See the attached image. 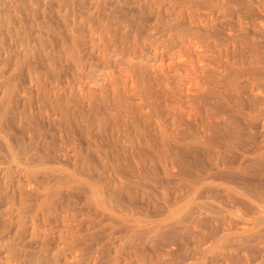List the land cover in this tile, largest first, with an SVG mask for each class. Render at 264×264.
<instances>
[{
    "label": "bare ground",
    "instance_id": "6f19581e",
    "mask_svg": "<svg viewBox=\"0 0 264 264\" xmlns=\"http://www.w3.org/2000/svg\"><path fill=\"white\" fill-rule=\"evenodd\" d=\"M93 5L95 7L96 4ZM143 5L154 15V23L151 27L148 26L149 30L144 31L143 38L148 40L155 32L159 34L157 38L160 36L158 41L162 38L160 42L156 40L159 44L152 47V56H145L146 53L144 55L133 41L134 45L130 44L127 56L121 59L125 60L124 69H120L122 62L118 64V70H121L124 78L120 74L121 79L118 74L115 77L122 81L117 79V82L108 70L109 72H105L109 75L103 76L101 72L102 76L95 75V81L90 75V85L84 86L81 81L75 87L83 90L82 94L91 97H95L96 90L99 89L100 99L96 98L109 109L108 115L104 111L105 114L102 112L100 114L103 115L96 118L99 137L106 145L111 144L101 131L112 118L109 127L112 134L122 136L118 135L116 138L120 143L117 149L124 156L128 152L133 165L126 163L121 166L116 161V165L110 162V168H106L104 161L103 166H96V169L92 166L96 170L93 174L89 165L84 166L85 170L79 169L77 164L74 165L75 161L70 167L47 161L44 150H39V144L33 141V137L28 136L30 146H25L19 137L11 138L13 133L5 124V117L13 112L10 101L12 87L0 97V155L2 150L7 155L6 160L3 155L6 163L0 165V264H82L79 262L84 259V254L87 255L84 264H95L100 257L105 260L104 249L101 250L103 245L114 251L106 256L105 263L119 264L122 256L119 255L120 250L126 247V242H132V237L140 235L144 239L143 245L146 242L152 245L166 231H172L173 238L192 242L193 251L185 264L215 263L217 259L228 263L234 257L239 260L238 264H262L264 180L259 175L263 185L258 186V182L254 186V183L249 185L251 181L242 182V179L237 181L232 178H239L242 174L250 177L260 171L264 172V145H259L260 141L256 143V140L249 144V139L254 140L250 132L249 136L239 132L243 125L250 130L255 128L264 131V0H144ZM8 18L3 15V22L8 24ZM121 23L123 26L124 23ZM100 25L108 26L106 21L100 22ZM135 25V30L131 29L133 39L138 37L139 27H142L140 23L139 26ZM124 26L126 27L125 24ZM125 37L126 34L118 39L123 40ZM151 40L147 43H152ZM105 41L106 39L104 43ZM108 44L112 45V42ZM73 47L74 45L67 50L70 56L74 55ZM112 69L111 72L114 71ZM104 84L106 87L107 84L110 85L108 87L113 94L110 95L111 100L106 96L110 89L104 87L107 90L105 93ZM111 91H108V95ZM80 93L71 96L78 98ZM71 104L74 107L75 104ZM92 105V108L87 107L90 112L95 109ZM63 106L59 102L58 107L65 111V115L62 113L66 116V112L73 107L68 110L67 105L66 111V104ZM96 109L95 111L98 110ZM88 112L87 116L83 112L81 114L87 118ZM92 113L93 111L90 114L92 119L98 116ZM239 116L242 121L237 119ZM92 119L90 118L91 121ZM82 122L84 123L80 126L85 139H89L92 135L89 130L91 122ZM69 125L71 128L70 122ZM151 126L154 129L153 138V132L149 136ZM106 128L107 126L105 130ZM71 129L70 131L74 130ZM133 132L146 136L142 141L148 147V153L144 154L134 147L138 137L134 138L137 140L135 142ZM74 139H70L72 150L78 154L80 151L77 150ZM245 143L250 147H245ZM116 144L115 141L111 145L115 148ZM94 147L95 144L93 149ZM103 152L100 153V159L108 160L109 158L102 159L108 156L106 149ZM129 157L126 155L123 159ZM152 159L159 163L160 172L155 168L159 178L152 175L156 172L153 164L144 165V160ZM122 162L124 163L123 160ZM190 162L196 164L197 171L189 170L192 165ZM255 165L260 170L255 171ZM169 179H176L178 185L174 180L173 184L169 181L170 184L175 183L174 187L180 191L183 187L185 193L182 194V205L167 208L165 212L162 206H166V199L162 189ZM156 183L162 188L158 191L162 195L160 194L161 200L156 209L152 211L148 208V201V207L133 204L137 195L145 201L150 194L148 186L156 187ZM121 232L126 234V242L120 236ZM164 250L160 257L168 254ZM135 253L133 256L137 257ZM153 262L151 264H155Z\"/></svg>",
    "mask_w": 264,
    "mask_h": 264
},
{
    "label": "rangeland",
    "instance_id": "374dc122",
    "mask_svg": "<svg viewBox=\"0 0 264 264\" xmlns=\"http://www.w3.org/2000/svg\"><path fill=\"white\" fill-rule=\"evenodd\" d=\"M140 1L144 4V0L143 1L140 0ZM64 2H65V4H64ZM67 2H68V5H67ZM141 2H139V0H135V1L134 0L133 1L132 0H0V97L4 93H6L7 91L11 90V89H9V87L10 88L12 87L13 93H10V95H11L10 101H11V106L13 107V110H12L13 112H11V113L9 112L7 114V116L5 117V120H6L5 124L10 127V129L13 133V134L11 133L12 134L11 138H18L19 137L20 139H22V142L24 143L25 146H27V145L30 146V144H29L30 143L29 142L30 137H28V136H31V137H33V141L35 140L38 142L39 150H41V151L44 150V152H45L44 155H46L45 157L48 159L47 161L52 162L56 165L69 166V167L71 165H73V161H75L74 165L77 164L76 167L79 169L83 168L85 170L84 166L89 165V167H90L89 170L91 169L90 172L93 170V174H95V172H96V170H95L96 166L97 167L103 166L104 161H105L104 165H106L105 166L106 168H108V167L110 168V166H111L110 162H111V164L114 165L116 163V161H117V164H119V165L122 164L121 166H123V164L125 165L126 163L133 165V161L128 155L129 153L127 152V154H126L127 157H129V158H127L128 160L127 159L124 160L123 158H125L126 155L125 156L122 155L121 152L118 151V149H117L120 147L119 146L120 143L117 141L118 139H116V138H118V135L120 136L121 134L116 135V133H114V132H113L114 134H112V131L109 128L111 125V122H112V118L108 117V119L110 118L111 120L109 119L110 122L108 121V124L105 125V127L107 126L106 130L104 127V129H102L103 132L101 131V133H102V135L106 134L104 137L106 139L108 138L107 140L110 141L109 143L112 144L113 142L116 141V143H117L115 145L116 147L114 148L111 144L106 145L104 143V141L101 140L102 138L100 139V137H99L98 130L96 127V125H97V119L96 118H98L100 115H103L100 113H102V112L104 113V111L106 113V114L105 113L104 114L108 115L107 114L108 108H105V105H102V103L99 102V99H100V96L98 95L99 89L97 88V90H96L97 91L96 96L91 97V96H87V94H84V93L82 94L83 90L81 91L75 87H77V85H79V83H81V81L84 83V86L85 85L88 86L91 84L90 82L93 79L95 81V78L100 77L99 75L102 76V74H104L103 76H105V75H109V73H111L110 74L111 77H113V76L115 77L117 74H118V76H119V74L121 76L122 75L121 70H123L124 69L123 67L125 66V63L123 62L125 60H121V59H123L124 56L125 57L127 56V51H128V49H130V44H131V46L134 45L133 41L136 42V44L138 45V48L140 47V50H142L143 53L144 52L146 53V55L144 53L145 56H148L149 54L150 55L153 54V48L152 47H154V44L156 45L158 38H160V36L157 38V36L159 35L157 32L152 33V35L150 34L151 35L149 37L150 40L154 34V37H152V40L155 39L154 40L155 42L151 40V42L153 44L147 43L150 40L143 38V34L145 33L144 31L147 29L149 30V28L154 23V21L152 19L154 15H153V12L147 11L149 9L146 8L145 7L146 5H143ZM93 4H96L99 9L96 8V5H95V7H93L94 6ZM137 6H138V8H137ZM141 7H144V8H141ZM138 14H140V15H138ZM3 15H4V17L5 16L9 17L8 18V22H9L8 24L6 22L5 23L3 22ZM150 17L152 20L150 19ZM100 18H101V20H100ZM123 18L125 19V21H123ZM99 21L101 23L103 21L105 23V21H106L108 26L107 27L102 26L103 28L100 27L101 25H100ZM121 21H122V23H124L126 25V27L127 26L128 27L126 28L124 26V24L121 23ZM151 21H153V22H151ZM120 23L124 27L121 26ZM130 23H131V25H130ZM139 23L142 24V25H140L142 27H139L140 30L138 32V37L136 36L135 37L136 40H135V38L134 39L132 38V37H134L133 31L135 30L134 28L136 27L135 24H138L137 26H139ZM116 26H117V28H116ZM148 26H150V27H148ZM132 28H133V31L131 30ZM110 29L112 30L111 33H110V31H111ZM118 29H122L126 33L121 32L122 30L119 31ZM106 33H107V35H106ZM112 33H114V35ZM127 33L128 34L130 33V34L128 35ZM125 34H126V37L123 40H120V39H122V35H125ZM90 35L91 36L94 35V36L91 37ZM109 35H111V36H109ZM130 35H132V36H130ZM155 35H156V37H155ZM100 38H102V39H100ZM118 38H120V39H118ZM137 38H139V40H137ZM105 39H106V41L104 43ZM161 39L158 42H160ZM97 40H101V41L99 42ZM95 41H97V42H95ZM107 41H108V43L112 42V45L114 48L111 47L112 45L108 44ZM141 41H143V42H141ZM262 42H264V40ZM106 43H107V45H106ZM142 43L144 45V48L142 47L143 46ZM97 44H100V45L102 44L103 46L101 45L102 46L101 47ZM125 44H126V46H125ZM146 44H147V46L145 47ZM157 44H159V43H157ZM73 45L76 48V51H75V48L73 47L74 51H72V54L74 52V55L70 56V54L67 52V50L69 47H71ZM109 45H111V46H109ZM109 47H110V49H109ZM106 48H107V51H106ZM102 51H103V54L101 53ZM151 51H152V53H150ZM113 53L116 54V55L115 54L114 55L117 56L118 59L113 55ZM110 54H112V55H110ZM124 59H126V58H124ZM104 60H106L107 64L110 65V68H109V65L106 66V63ZM119 62L123 63V65H122V63H121V66L119 65L122 68H120L118 66ZM79 63H80V65H79ZM116 65H117V67H116ZM89 68H90V70H89ZM111 68H113L112 70H114V71H112V72H114V73L111 72ZM119 68L121 70H118ZM115 69L117 70V72ZM102 71H104V72L108 71L109 73H106V72L103 73ZM118 71L121 73H119ZM85 73H86V75H85ZM88 73H90V74H88ZM90 75L94 77V78H92V80L90 78L91 77ZM95 75H97V77ZM118 78L115 77L114 79L117 81ZM122 78H124V76ZM119 79H121V77ZM120 81H122V80H119V82ZM76 82H78V84ZM87 82H89V83H87ZM6 85H7L8 90L6 88ZM104 85H103V88L106 87V84H104ZM108 86L110 87V85L107 84V87H106L107 90L110 89ZM85 88H87V87H85ZM14 89H16V90L14 91ZM92 89H93V87H92ZM107 90H105V88H104V92ZM73 91L76 92V93L74 92L76 94V96L81 91L80 95H78V98L80 99V101L76 96H75V98H77L78 101L73 96V98L76 100L77 103L74 102V99L71 96V95H75L74 93H72ZM108 91L110 92L111 89ZM108 91H107V93L106 92L105 93L107 94L106 96L109 97V99H110V95H113V94L111 91V93L108 95V93H109ZM80 96H82V97L80 98ZM83 96H85L84 97L85 99L83 98ZM86 96H87V99H86ZM68 97H71L72 100H71V98L68 99ZM96 97H99V99H97ZM88 98H90V99H88ZM92 98L94 99V101L98 100L97 103L94 102ZM133 99L136 100L135 97H133ZM67 100H70V101H67ZM81 100H84V101H81ZM57 101L61 102L64 105L63 107H65V104H66V107L64 109L67 108V105H68V110L70 108H72L73 106L71 103H73V105L75 104L76 106L74 105V107L71 110H69L70 112L66 109V111H68V113L66 112V116H64L65 111L63 112V110H61V108L58 107L59 102L57 103ZM82 102H84V103H82ZM89 102H91V103H89ZM90 104L91 105L93 104L92 106L95 107V109L96 108L98 109V110L96 109L97 111H95L94 108L91 110V112L93 111L92 115H94V113H96V115H98L97 117L94 115L95 119L94 118L92 119L93 116H90L91 112H90V109H88V108H92V107H90L91 106ZM99 104H101V105H99ZM69 105H70V107H69ZM78 105L81 107H79ZM95 105H97V106L99 105L98 106L99 108ZM52 107H54L55 109L53 108V110H52L51 109ZM82 108H84V109H82ZM14 109H15V111H14ZM58 109H60V111ZM79 110L81 111V113L83 112V114H86V116H87L86 112L89 111L88 117H87L88 119L86 118V116L79 113L78 112ZM84 110H85V112H84ZM62 112L64 113V115ZM67 114H68L69 118L67 117ZM83 117H85V119ZM81 118H82V121L87 120V121L91 122L90 123L91 125L88 122L90 134H92L89 139H85L86 136L84 135V132L81 129L82 126H80V125H83V123H84L81 121ZM90 118L92 119V121L90 120ZM67 119L68 120L70 119V120L67 121ZM237 119H239V121H242L240 116L237 117ZM71 121H73V122H71ZM67 122H68V124H67ZM69 122L71 124V128L74 129L73 131H70L72 129L70 128ZM66 124H67V126H65ZM92 124H94V126ZM65 128H66V130H65ZM247 128L248 127L243 125L240 127V129H242V131L239 129L240 130L239 132H241V133L243 132L242 133L243 135L249 136V132H250L251 137L253 136L252 139H254V140L252 141L251 139L248 138L250 143H249V141H247L248 139L246 140V143L251 144L256 140L255 141L256 143H258L257 141H260L258 143L259 145L260 144L264 145L263 144L264 138L263 139L261 138V136L264 135V131H260V130L255 129V128H251V130H250L249 128L248 129ZM243 129H245V131ZM150 130L151 131L149 132V136L153 132V134L151 135V137H152V136H154L153 126H151ZM254 130H256V131H254ZM38 131H40V135L42 134L41 136L39 135ZM68 132H69V134L71 133L72 135L70 134L71 135L70 136L68 134ZM255 133H257V136H255L256 135ZM258 133H260V134H258ZM110 134H111V136H110ZM133 134L134 135L132 138L137 139V137H138L137 140L139 141L138 142L137 140L134 139L135 142L137 141L136 143H138V145H137L134 142L135 144L134 143L133 144L136 145L134 147H136L137 149L142 151L144 154L146 152L148 153L149 152L148 147H146L144 145V141H142V139L144 140L143 137H146V136H142V135L140 136V134H138L139 135L138 136L134 132H133ZM38 135H39V137H38ZM114 135H115V137H114ZM135 135H136V137H135ZM259 135H261V136H259ZM120 137H122V136H120ZM71 138H73V139L75 138L74 139V143L76 142L75 146L77 147V150L80 151V152H78V154H76L72 150V143L70 141ZM91 138L93 140L94 139L95 140L93 141ZM111 138L112 139L114 138V139L111 141ZM140 138H141V140H140ZM259 138L263 140L262 143H261L262 140H260ZM120 139H123V138H120ZM148 139H149V137H148ZM62 140H63V142H62ZM45 141L47 144L45 143ZM93 144H95L94 149L98 148L97 150L93 149ZM98 144H100V145H98ZM249 144L248 145L246 144L245 147L246 146L250 147ZM70 145H71V147H70ZM101 146L103 148H101ZM110 146L112 147L111 149H110ZM64 147H66V148H64ZM69 147L71 150L69 149ZM104 147L106 149V152H105ZM42 148H45V149H42ZM114 149L117 150L116 151L117 153L114 152L115 151ZM63 150H65V151H63ZM108 150H110V151H108ZM29 151H31V150H29ZM50 151L55 152V153H51ZM101 151H104L108 155L107 158H102V159H108L109 158L108 160H111V161L101 160L100 159ZM199 154H200V152H199ZM3 155H5V157ZM74 155H77V156L75 157ZM3 157L6 160L7 155H6L5 150H2V153L0 155V165H4L6 163L4 161ZM115 157H116V159H119V160H116ZM122 160L124 161V163L122 162ZM106 162H107V164H106ZM143 162L145 163L144 165H146V166H148L149 164L150 165L153 164V166H155L154 170L156 172H154L152 175L154 177H157V178L160 177V175H157V174H159L158 171L160 170V166H158L159 163L157 161L152 159V160H144ZM79 164H80V166H79ZM190 164H192L194 166H192V165L189 166V170L192 171L194 169L197 171V169L195 168L196 164L191 163V162H190ZM141 165H142V163H141ZM92 166L93 167L95 166V169L92 168ZM258 166H260V165L258 164ZM258 166L254 167L255 171L260 170V169H256ZM155 168L157 170L159 168V170L157 171ZM263 170H264V168L262 169V171ZM107 171H111V170L108 169ZM112 172L113 171H111V174H113ZM260 172L254 174L253 176H250V177H249V175L242 174V175H239L240 176L239 178L233 177L232 179L237 180V181H240L242 179L241 180L242 182H243V180L244 181L248 180V182L249 181L252 182V183L250 182L249 185L254 183L253 184L254 186H256L259 182L258 186H262L263 185L262 182L264 180V176H263L264 172L263 173H260ZM259 175H260V178H262L263 180L262 179H261V181L259 180L260 179ZM246 176H248V178ZM0 177L2 178L1 173H0ZM39 177H41V176H39ZM244 178H246V180ZM172 180H174V182L177 183V181H175L176 179H172ZM172 180L169 179L168 183L164 184L165 187L163 185V189L160 188V186L158 187L157 183H156V187H154L155 185H151L152 187L148 186V190H150L151 195L149 194L148 197L149 196L150 197L149 198L146 197L147 199L145 198L146 202L144 201V199L142 200V197L137 195V197L135 196V198H134L133 204L136 206L138 204L140 206L146 205L147 207L149 205L148 208H151L153 211L154 209L157 208L156 206L158 205L159 201L161 200L160 197L162 194L159 192L161 191L160 189H162V192H164V197L166 199V206H162L163 211L166 212L167 208H175V207L182 205V203L184 201V198H183L184 196L182 194L185 193V189L183 187H181V191H180V189H177V187H174L175 183H174V185H171V184H173ZM254 180H256L257 182L255 183ZM169 181L171 182V184ZM176 185H178V183ZM263 187H264V185H263ZM151 188H152V190H151ZM158 188H159V190H158ZM152 191H154V192H152ZM155 192H156V195H155ZM153 193L155 196L152 195ZM132 194H134V192H132ZM151 197H152V199H151ZM150 199L153 201V203ZM147 201L149 203L148 205H147ZM139 202H141L142 204H140ZM152 204L154 205V207ZM98 231L101 232L102 230H98ZM171 234H172V231H166L165 234L157 237L156 240H154L153 243H151L152 245H149V243H147V242L145 243V245H143L144 239L142 238V236L135 235L134 237H132V239H131L132 242H130L131 243L130 244L129 242L127 243L125 241V238H126L125 235L126 234L121 232L120 236L124 237L122 239L124 240V242H126V245H124L126 247H123L120 250L119 255L121 256V254H122V256H121L122 258L121 257H120L121 259L119 258V260H121V261H119V264H125V263L126 264L127 263H130V264H133V263L139 264L140 263V264H142L145 260L146 261L144 262V264H151L153 261H154L153 263H155V264H185V262H187L190 258V256H189L190 253L193 251L192 250V242H190L188 239L187 240H185V239L180 240L178 238L177 239L173 238V236H171ZM263 239H264V236L262 237V241L264 242ZM140 242H143V243H140ZM105 244H107V243L105 242ZM127 245H129V246L127 247ZM140 245H143V247H141ZM133 246H134V248H133ZM128 248L129 249L132 248L131 251H129ZM101 250H103V252H105L104 253L105 260L107 258L106 256H108L110 254V252H112V253L114 252V251L110 250L107 245H105V246L103 245ZM163 250L165 253L168 251V254H164L163 255L164 257H160V256H162L161 254H163ZM156 251H157V253H156ZM134 252H136L135 254L137 257L133 256ZM131 253H132L133 258L131 256ZM144 254L145 255L147 254L146 256H148V257H146ZM139 255H141V256H139ZM83 256H84V259H82V260L80 259L79 263L84 264V261L86 260L87 255L84 254ZM130 256H131V258H130ZM148 258H150V259H148ZM142 259H144V260H142ZM236 259L237 258L234 257V260L229 261L228 263H225L221 259H217L215 261V263L207 262L205 264H238L239 260H236ZM105 260L102 257H100L95 264H106ZM262 264H264V260H263Z\"/></svg>",
    "mask_w": 264,
    "mask_h": 264
}]
</instances>
